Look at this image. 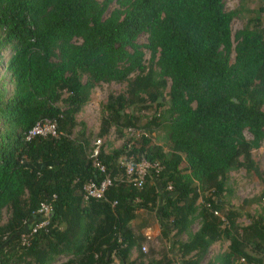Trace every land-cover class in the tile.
<instances>
[{"label": "trees", "instance_id": "trees-1", "mask_svg": "<svg viewBox=\"0 0 264 264\" xmlns=\"http://www.w3.org/2000/svg\"><path fill=\"white\" fill-rule=\"evenodd\" d=\"M236 16L225 0H0V264H145L133 223L155 207L182 264H202L221 240L228 249L206 264H264V218L240 227L238 211L215 215L232 172H254L264 185L252 155L264 144V29L257 14L233 34ZM110 83L126 87L102 105L98 137L142 128L128 154L162 168L141 190L114 184L85 201L84 185L102 176L77 115ZM46 118L59 137L25 141ZM161 132L162 144L150 138ZM127 146L102 148L111 175ZM53 198L50 224L23 246L19 233Z\"/></svg>", "mask_w": 264, "mask_h": 264}, {"label": "rangeland", "instance_id": "rangeland-1", "mask_svg": "<svg viewBox=\"0 0 264 264\" xmlns=\"http://www.w3.org/2000/svg\"><path fill=\"white\" fill-rule=\"evenodd\" d=\"M225 7L227 11H236L237 16L233 19L231 28L232 33L241 30L251 19H254L257 14H260L262 28L264 29V0H225ZM139 44L146 43V36L141 35L138 38ZM7 54V53H5ZM149 56L146 54V61ZM126 87V83H110L101 84L97 86L91 93L89 102L82 108L81 112L77 115V120L83 122L86 125V133L90 139V145L97 139H102V143L106 146V150L119 149L126 142L127 144L140 146V137L143 133L142 128H135V134L130 137L126 133V129L123 130V136H119L114 128L108 131V134L104 138L98 137L100 120L102 117V105L106 102V99L110 93L118 94L123 92ZM143 115L150 117L151 112L145 111ZM143 123L145 118L142 119ZM142 126V124H141ZM78 128L75 130V134L71 136L74 138ZM139 135V136H138ZM148 136L149 134L146 133ZM158 135V139L161 141L163 133L152 134L150 138L154 139V136ZM247 139H250V135L245 133ZM131 139V140H130ZM129 140V141H128ZM154 140H152L153 142ZM155 142V141H154ZM163 143L162 141L160 142ZM158 143V144H160ZM157 144V143H156ZM254 162L259 171L264 175V144L260 149L252 152ZM228 188L231 192H227L217 202L224 209V211H218L216 216L224 219V214L227 211H238L239 216L236 218V224L240 227H247L251 224L253 219H257L258 216L264 218V199L260 200L259 196L263 192L264 185L254 172L247 170H239L232 172L229 176ZM246 201H248L247 204ZM224 212V214H223ZM158 209L155 207L151 211L139 209L137 211V219L133 223L134 232L137 235H142L145 238V242L141 245L145 248V251L141 248L144 255L142 262L148 264L151 260L168 259L169 264H182L181 254L177 250V244L175 241L174 232L168 233V238L163 236L161 228L157 221ZM7 216V214H5ZM227 226V222L223 227ZM199 223L195 222L190 232L194 233L198 230ZM187 240L186 235H182L178 241L185 242ZM229 242L227 240H221L215 243L210 249L209 254L204 258L202 264L213 258L215 255L226 251L228 249ZM138 250L134 249L132 252V259L137 257ZM66 261L65 257H60L58 262ZM114 264H118L117 259L114 260ZM238 264H244V262H238Z\"/></svg>", "mask_w": 264, "mask_h": 264}, {"label": "built area", "instance_id": "built-area-1", "mask_svg": "<svg viewBox=\"0 0 264 264\" xmlns=\"http://www.w3.org/2000/svg\"><path fill=\"white\" fill-rule=\"evenodd\" d=\"M126 133L130 137H133L135 130L128 128ZM36 137H59L56 121L47 118L38 121L25 135V141H31ZM103 147L104 151H106V146L102 143V139H97L92 143V145H90L88 150V158L91 161V166L99 172L102 176V180L99 183L94 180H90L86 185H84L83 199L85 201L91 199L100 200L104 198L106 190L114 184H125L137 190H141L147 179L157 177L161 171L162 167L159 162H150L142 155L128 154L132 147V144H129L125 153L118 159L121 170L117 174L111 175L106 165L100 158ZM167 189L171 190V187L168 186ZM53 200L54 198L52 201L41 203L38 210L33 215L34 220H31V223H27L28 226L26 229L19 233V239L23 246H29L30 240L37 233V231L40 229H46L50 224L53 212ZM216 214L217 213H215V215ZM142 249L145 251V248Z\"/></svg>", "mask_w": 264, "mask_h": 264}]
</instances>
